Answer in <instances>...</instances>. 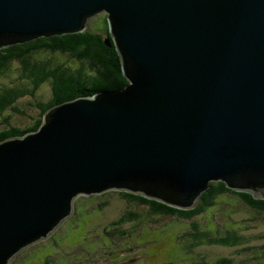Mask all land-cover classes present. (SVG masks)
<instances>
[{
    "label": "water",
    "instance_id": "obj_1",
    "mask_svg": "<svg viewBox=\"0 0 264 264\" xmlns=\"http://www.w3.org/2000/svg\"><path fill=\"white\" fill-rule=\"evenodd\" d=\"M102 11L128 83L0 140V264L49 238L82 195L190 209L220 180L264 199V0H0V49L82 31Z\"/></svg>",
    "mask_w": 264,
    "mask_h": 264
},
{
    "label": "rangeland",
    "instance_id": "obj_2",
    "mask_svg": "<svg viewBox=\"0 0 264 264\" xmlns=\"http://www.w3.org/2000/svg\"><path fill=\"white\" fill-rule=\"evenodd\" d=\"M100 14H103V21ZM105 15L100 12L90 17L89 22L92 18L100 20H94V29L105 28ZM102 34L106 37L104 31ZM36 54L39 59L53 57L54 61L72 68L82 64L65 53L45 51ZM84 69L87 73L92 71L87 65ZM22 75L18 61L13 62L11 71L0 76V89L13 83L31 87L30 81L24 82L26 79ZM52 94L50 81H45L33 94L18 96L0 120L9 117L11 125L24 127L38 115L36 103L49 101ZM14 106L25 109L26 114L15 112ZM7 126L0 123V128ZM120 192L108 190L79 196L81 201L74 219L70 217L75 214V204L72 215L49 238L21 250L10 264H219L221 259L227 260V264H264V208H245L234 195H218L204 211L180 218L170 213L153 214L146 203L130 200ZM86 197L94 214L83 201ZM199 197L190 209L197 206ZM132 212L138 216L132 217ZM127 214L131 220L118 223ZM194 225L215 238L237 233L240 241L234 245L196 242L190 234L195 232ZM89 248L94 249L92 253L85 251Z\"/></svg>",
    "mask_w": 264,
    "mask_h": 264
},
{
    "label": "trees",
    "instance_id": "obj_3",
    "mask_svg": "<svg viewBox=\"0 0 264 264\" xmlns=\"http://www.w3.org/2000/svg\"><path fill=\"white\" fill-rule=\"evenodd\" d=\"M100 17L101 21H103V14H100ZM92 19V22H89L90 19L88 20L86 28L82 31L42 35L22 42L13 43L0 49V76L8 74L11 71L12 63L18 61L21 69H23V75L21 77L26 79L24 82L29 80L31 83V87H25L26 85L19 87L17 83H13L12 86H5L0 89V117L18 96L24 93L33 94L45 81H50L53 91L52 98L49 101H38L36 103L38 115L31 120L30 124L20 127L18 125H11L9 123V117L0 120V123L8 125L5 128H0V140L6 137L23 135L28 131L37 129L46 109L57 103L78 95H92L99 89L123 87L128 83V80L122 72L119 55L111 40L106 15L104 19L105 28L94 29L96 26L95 22H99L100 20L98 18ZM103 31L106 33V37H109L110 44L105 42V36L102 34ZM45 51L65 53L82 64L76 68H72L54 61L53 57L39 59L36 53ZM86 65L92 70L91 73L85 71L84 66ZM20 84H23V82ZM13 110L21 115L26 114L23 108L14 106ZM220 192L232 193L230 195L236 194L239 198L242 197L247 205L256 209L260 210L264 208V199L254 198L249 192L235 191L220 180L211 181L209 187L199 197L197 206L189 210L178 209L155 199H148L128 192L122 191L120 193L130 200L146 203L153 214L170 213L180 218H186L189 215L191 216L204 211L216 195H226L219 194ZM86 199L82 200L86 202L85 204L88 210L94 214L95 211H92L91 204L88 202L89 198L86 197ZM79 201L81 199L75 201V214L70 217L71 219L76 217V208ZM93 214L89 216V222L93 218ZM131 214L132 217L138 216L134 212ZM129 220L131 218L127 214L122 216L118 220V223ZM89 222L85 223L88 224ZM194 227L195 232H190V234L196 242L203 240L208 243L234 245L240 241L237 233L230 232V236L215 238L208 235L206 231L198 229L196 225ZM93 250L91 248L85 249L88 253H92ZM218 263L227 264V260L221 259Z\"/></svg>",
    "mask_w": 264,
    "mask_h": 264
},
{
    "label": "flooded vegetation",
    "instance_id": "obj_4",
    "mask_svg": "<svg viewBox=\"0 0 264 264\" xmlns=\"http://www.w3.org/2000/svg\"><path fill=\"white\" fill-rule=\"evenodd\" d=\"M219 194H226V195H227V194H232V193H228V192H220ZM233 195H235L236 197H238V200H240V204H241V206H243V207H245V208H251V209L258 210V209L254 208V207H251V206L247 205V203H245V200H243L242 197L239 198L238 195H236V194H233ZM216 196H217V195H216Z\"/></svg>",
    "mask_w": 264,
    "mask_h": 264
}]
</instances>
